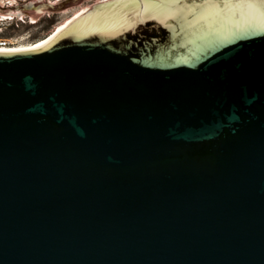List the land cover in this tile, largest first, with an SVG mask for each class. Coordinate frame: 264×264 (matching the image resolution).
<instances>
[{
    "label": "water",
    "instance_id": "1",
    "mask_svg": "<svg viewBox=\"0 0 264 264\" xmlns=\"http://www.w3.org/2000/svg\"><path fill=\"white\" fill-rule=\"evenodd\" d=\"M0 264H264V0H109L0 52Z\"/></svg>",
    "mask_w": 264,
    "mask_h": 264
},
{
    "label": "rangeland",
    "instance_id": "2",
    "mask_svg": "<svg viewBox=\"0 0 264 264\" xmlns=\"http://www.w3.org/2000/svg\"><path fill=\"white\" fill-rule=\"evenodd\" d=\"M13 1H0V37L21 38V44L47 37L65 19L74 18L78 13L97 6L104 0H43L46 9L35 19H32V14L42 0ZM15 11H23V15L16 14Z\"/></svg>",
    "mask_w": 264,
    "mask_h": 264
},
{
    "label": "bare ground",
    "instance_id": "3",
    "mask_svg": "<svg viewBox=\"0 0 264 264\" xmlns=\"http://www.w3.org/2000/svg\"><path fill=\"white\" fill-rule=\"evenodd\" d=\"M2 1V3L6 0H0ZM10 1H13V0H10ZM41 1V0H39ZM109 0H104L102 1L100 4L104 3V2H107ZM14 2V1H13ZM42 3L40 5H38V7L36 8V12H34V14H32V19H35L37 18L39 15H41V13H43V11L46 9V3L45 1L43 2V0L41 1ZM1 4V3H0ZM1 7V5H0ZM0 12H2V9L0 10ZM16 14H20V15H23V11H15ZM83 13V12H80L77 14V16H75L74 18H71V19H65L64 21H62L55 29L53 32H51L47 37L45 38H42L40 40H37L35 42H26V43H21V44H17L15 46V48H12V49H0V52H20V51H28V50H35V49H40V48H43L45 47L47 44H49L52 39L56 36V34L61 31L63 28L67 27L71 22L75 21L78 16ZM8 14V12H7ZM5 13V15H7ZM13 14V13H12ZM14 14V15H16ZM25 15V14H24ZM12 16V15H11Z\"/></svg>",
    "mask_w": 264,
    "mask_h": 264
},
{
    "label": "built area",
    "instance_id": "4",
    "mask_svg": "<svg viewBox=\"0 0 264 264\" xmlns=\"http://www.w3.org/2000/svg\"><path fill=\"white\" fill-rule=\"evenodd\" d=\"M21 38L17 37H0V49H12L19 44Z\"/></svg>",
    "mask_w": 264,
    "mask_h": 264
},
{
    "label": "snow or ice",
    "instance_id": "5",
    "mask_svg": "<svg viewBox=\"0 0 264 264\" xmlns=\"http://www.w3.org/2000/svg\"><path fill=\"white\" fill-rule=\"evenodd\" d=\"M131 2H134V0H131ZM153 2H154V0H144V3H145L146 6L150 5ZM165 2H167V0H165Z\"/></svg>",
    "mask_w": 264,
    "mask_h": 264
}]
</instances>
